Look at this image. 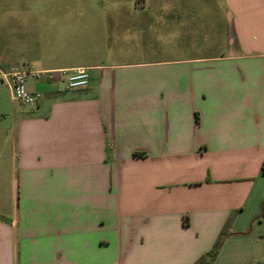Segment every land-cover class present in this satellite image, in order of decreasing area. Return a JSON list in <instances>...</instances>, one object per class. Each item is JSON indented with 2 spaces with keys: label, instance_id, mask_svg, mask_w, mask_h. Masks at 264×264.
<instances>
[{
  "label": "crops",
  "instance_id": "0c3cea01",
  "mask_svg": "<svg viewBox=\"0 0 264 264\" xmlns=\"http://www.w3.org/2000/svg\"><path fill=\"white\" fill-rule=\"evenodd\" d=\"M179 9L0 0V71L55 77L34 106L0 83V264H195L222 235L211 264H264V0ZM167 19L189 55L118 54Z\"/></svg>",
  "mask_w": 264,
  "mask_h": 264
},
{
  "label": "rangeland",
  "instance_id": "374dc122",
  "mask_svg": "<svg viewBox=\"0 0 264 264\" xmlns=\"http://www.w3.org/2000/svg\"><path fill=\"white\" fill-rule=\"evenodd\" d=\"M167 6H178L180 9L186 11L191 6L194 5L196 0H166ZM179 2V3H177ZM192 21L190 20H182L180 22L174 21L172 19H167L165 21L166 28L161 31L154 32L152 36V43L150 46H135V50L126 51V46L119 45L118 54L124 55L125 59L135 60V61H143V60H167L176 58L175 56L182 57L189 55V52H186L185 49L190 48V34H189V26H184L182 28L178 27L180 24L189 25ZM188 28V29H186ZM139 38V37H138ZM159 40V41H158ZM165 40V41H162ZM138 45V44H137ZM183 48V52H176V48ZM125 50V51H122ZM6 89V88H5ZM8 92V90L6 89Z\"/></svg>",
  "mask_w": 264,
  "mask_h": 264
},
{
  "label": "built area",
  "instance_id": "2783aa9c",
  "mask_svg": "<svg viewBox=\"0 0 264 264\" xmlns=\"http://www.w3.org/2000/svg\"><path fill=\"white\" fill-rule=\"evenodd\" d=\"M60 76L65 78L66 88L69 90L81 89L88 85L89 75L85 68H76L70 71H58ZM53 80V73H41L21 69L0 71V83L5 84L10 92L11 99L22 106H34L41 98L39 92L29 91L27 88L28 79L39 80L42 76Z\"/></svg>",
  "mask_w": 264,
  "mask_h": 264
},
{
  "label": "trees",
  "instance_id": "16d2710c",
  "mask_svg": "<svg viewBox=\"0 0 264 264\" xmlns=\"http://www.w3.org/2000/svg\"><path fill=\"white\" fill-rule=\"evenodd\" d=\"M134 156H138L137 154H134ZM261 172L264 174V165L261 167ZM209 181V180H207ZM262 209L264 207V203H262L261 205ZM264 216V213H262V217ZM224 240V236H220V238L218 239V241L215 243L213 249L207 253L205 256H203L198 262H196L195 264H211L213 262V260L215 259L218 250L220 249L222 242Z\"/></svg>",
  "mask_w": 264,
  "mask_h": 264
}]
</instances>
